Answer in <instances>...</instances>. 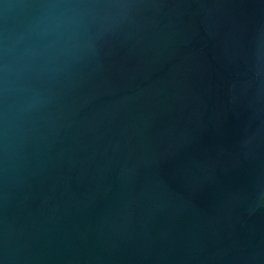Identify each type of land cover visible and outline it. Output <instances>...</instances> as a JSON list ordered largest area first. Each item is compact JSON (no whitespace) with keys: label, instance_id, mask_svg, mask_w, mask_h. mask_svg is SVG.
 <instances>
[{"label":"water","instance_id":"obj_1","mask_svg":"<svg viewBox=\"0 0 264 264\" xmlns=\"http://www.w3.org/2000/svg\"><path fill=\"white\" fill-rule=\"evenodd\" d=\"M0 264H264V0H0Z\"/></svg>","mask_w":264,"mask_h":264}]
</instances>
